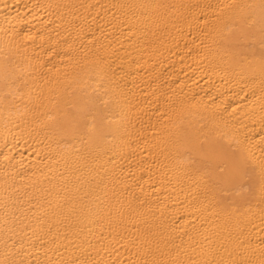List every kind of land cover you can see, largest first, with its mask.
Wrapping results in <instances>:
<instances>
[{
    "label": "bare ground",
    "instance_id": "1",
    "mask_svg": "<svg viewBox=\"0 0 264 264\" xmlns=\"http://www.w3.org/2000/svg\"><path fill=\"white\" fill-rule=\"evenodd\" d=\"M0 264H264V0H0Z\"/></svg>",
    "mask_w": 264,
    "mask_h": 264
}]
</instances>
